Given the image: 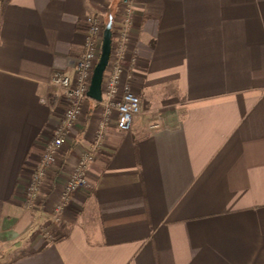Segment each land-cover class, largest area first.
I'll use <instances>...</instances> for the list:
<instances>
[{"label": "crops", "instance_id": "1", "mask_svg": "<svg viewBox=\"0 0 264 264\" xmlns=\"http://www.w3.org/2000/svg\"><path fill=\"white\" fill-rule=\"evenodd\" d=\"M89 14L111 17L118 88L143 112L129 131L110 118L91 188L40 230L103 111L85 100L41 187L46 202L26 209L61 110L51 76L73 77ZM156 113L162 125L149 129ZM0 264H264V0L0 4Z\"/></svg>", "mask_w": 264, "mask_h": 264}, {"label": "built area", "instance_id": "2", "mask_svg": "<svg viewBox=\"0 0 264 264\" xmlns=\"http://www.w3.org/2000/svg\"><path fill=\"white\" fill-rule=\"evenodd\" d=\"M129 10L130 7L126 8L121 17L122 20L126 19L125 15ZM82 28L84 41L75 64L73 77L60 70L54 71L51 76L50 84L55 88V98L60 99L61 110L52 136L45 142L42 155L37 166L33 169L24 191L23 204L28 210L35 211L40 208L38 199L41 187L46 183L52 167L61 153L62 146L66 142L68 133L76 125L82 114L85 100L88 98L87 90L100 55L104 26L97 15L89 14L84 17ZM116 34L121 40L125 38L124 24L120 23L117 26ZM122 53L120 47H111L101 84L100 103L103 111L96 131L87 148L78 155L62 186L59 196L61 202L51 211V219H43L40 230H44V224L48 221L60 222L61 212L70 202V197L74 192L79 189L91 188L88 167L102 148L104 131L112 114L116 115L117 127L122 131H129L133 118L143 112L140 97L133 93L128 85H125L123 91L118 88L122 73ZM162 119L163 116L156 113L155 120L148 124V128H159L162 125ZM44 235L49 236V233L45 230Z\"/></svg>", "mask_w": 264, "mask_h": 264}, {"label": "water", "instance_id": "3", "mask_svg": "<svg viewBox=\"0 0 264 264\" xmlns=\"http://www.w3.org/2000/svg\"><path fill=\"white\" fill-rule=\"evenodd\" d=\"M123 1L127 2L128 0H123ZM111 43H112V19L110 17L103 29L100 55L93 69L90 85L87 90L88 98L98 102L101 101L102 98L101 84H102L104 71L107 67L110 56Z\"/></svg>", "mask_w": 264, "mask_h": 264}, {"label": "rangeland", "instance_id": "4", "mask_svg": "<svg viewBox=\"0 0 264 264\" xmlns=\"http://www.w3.org/2000/svg\"><path fill=\"white\" fill-rule=\"evenodd\" d=\"M124 13H125V10H123V5L122 4H120L119 5V8H118V10H117V13L116 14H119V16L121 17L122 15H124ZM106 22H107V17H104V20L102 21V23H103V26H105V24H106ZM115 28L116 27H114V30H115ZM114 114H112V116H113ZM80 190V189H79ZM79 190H77V191H79ZM44 202H46V201H40V205L42 206L43 205V203ZM61 201H48V209H50L51 211L53 210V208L56 206V205H58L59 203H60ZM70 203V202H69ZM68 203V204H69ZM67 204V205H68ZM66 205V206H67ZM65 209V208H64ZM64 209L62 210V212H61V216H62V213H63V211H64ZM39 210V209H38ZM36 214H39V213H37L36 212ZM51 212L50 213H47V214H45V215H43L44 216V218L43 219H51ZM43 219H42V221H43ZM60 224H62V219H60V222L59 223H55V222H51V221H48V222H46L45 224H44V226L46 227V226H48V229H50V227L51 226H57V225H60ZM40 227H41V225H40ZM49 234L51 233L50 231H48V230H46Z\"/></svg>", "mask_w": 264, "mask_h": 264}, {"label": "trees", "instance_id": "5", "mask_svg": "<svg viewBox=\"0 0 264 264\" xmlns=\"http://www.w3.org/2000/svg\"><path fill=\"white\" fill-rule=\"evenodd\" d=\"M7 2H8V0H0V4H1V5L5 4V3H7Z\"/></svg>", "mask_w": 264, "mask_h": 264}]
</instances>
